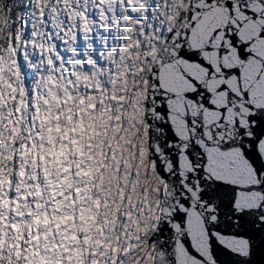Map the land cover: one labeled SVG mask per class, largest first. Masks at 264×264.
Masks as SVG:
<instances>
[{
  "label": "snow or ice",
  "instance_id": "obj_1",
  "mask_svg": "<svg viewBox=\"0 0 264 264\" xmlns=\"http://www.w3.org/2000/svg\"><path fill=\"white\" fill-rule=\"evenodd\" d=\"M4 3L0 264H264V0Z\"/></svg>",
  "mask_w": 264,
  "mask_h": 264
},
{
  "label": "clouds",
  "instance_id": "obj_2",
  "mask_svg": "<svg viewBox=\"0 0 264 264\" xmlns=\"http://www.w3.org/2000/svg\"><path fill=\"white\" fill-rule=\"evenodd\" d=\"M0 6L7 7V4L4 3V0H0ZM61 15H63V13H61ZM74 20H75V16H73V21ZM7 34H8L7 33V29H5V35H7ZM56 106L57 105H53V107H56ZM44 107H48V106L45 105ZM49 110H51V109H49ZM5 138L7 139V134H6ZM16 143H20L19 133H17ZM5 154L6 155H11L12 154V152H11V143H9L8 147L5 149ZM0 164H3L4 167H5V170H6L5 171V176L6 177L7 176H15L16 175V173L12 172L13 164H12V161L11 160H7V159L2 160V161H0ZM142 170H143V168L141 167V171ZM34 174H35V167L32 166V165H29V177H31ZM18 179L23 180L24 183H27V178H22L21 177V178H18ZM112 183H113L112 189L110 191H107V192L101 194V198L102 199H103L104 195H108L109 197L115 195V179H113ZM150 186H153V185H150ZM5 187H7V186H5ZM105 188L107 189V181L105 182ZM24 210L26 211V209H24ZM3 213L6 216L7 213H8V210L7 209H3ZM104 214H105L104 213V210L102 209L101 210L102 217H103Z\"/></svg>",
  "mask_w": 264,
  "mask_h": 264
}]
</instances>
